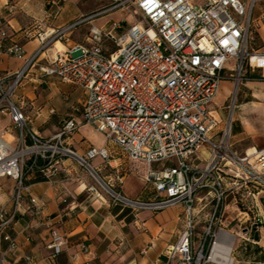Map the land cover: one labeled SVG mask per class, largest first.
I'll return each instance as SVG.
<instances>
[{
  "label": "built area",
  "instance_id": "1",
  "mask_svg": "<svg viewBox=\"0 0 264 264\" xmlns=\"http://www.w3.org/2000/svg\"><path fill=\"white\" fill-rule=\"evenodd\" d=\"M257 1L206 0L200 5L195 0H113L89 18L125 9L132 22L121 19L102 26L93 24L86 44L58 50L48 64L40 63L41 56L55 42L65 41L81 20L39 32L42 46L31 57H26L20 43L8 48L24 65L0 78V118L10 119L0 134V178L9 176L16 182L14 210L0 208V264L5 260L1 235L22 212L27 179L38 173L54 180L64 158L75 159L90 171L97 184L88 189L101 201L110 198L113 204L133 211L184 205L185 228L163 253L165 264L241 263L234 256L236 241L240 237L250 240L246 236L253 227L264 224L260 211L264 147L238 151L232 141L236 102L229 106L232 114L225 124L211 104L222 80L240 83L245 68L258 71L264 80V52L249 48ZM0 36L6 37L7 32L0 30ZM114 46L117 48L112 49ZM32 68L40 78L55 76L85 90L82 118L66 119L61 130L50 137L31 127V118L17 101L18 90ZM82 125L103 133L131 160L146 166L145 180L155 189L152 200L130 198L101 177L90 159L101 156L109 160L106 148L92 147L81 156L68 145L66 140ZM11 128L17 129L18 135L9 139ZM116 180L122 183L123 177L117 175ZM229 196L237 208L240 200L252 198L244 202L248 206L241 212L248 215L245 222H250L252 229L239 233L225 224ZM30 203L37 216L46 206L33 195ZM205 209H209L205 225L197 232V214ZM233 235L232 248L224 249L223 244H229ZM7 239L17 250V241L10 236ZM68 242L63 232L51 228L47 245L50 264H56ZM26 260L35 264L31 256Z\"/></svg>",
  "mask_w": 264,
  "mask_h": 264
},
{
  "label": "crops",
  "instance_id": "2",
  "mask_svg": "<svg viewBox=\"0 0 264 264\" xmlns=\"http://www.w3.org/2000/svg\"><path fill=\"white\" fill-rule=\"evenodd\" d=\"M107 2L110 0H0V30L7 32L6 37L0 36V78L24 65V60L11 55L8 48L20 43L26 57H31L42 46L39 32H50L81 20L65 41L55 42L44 52L41 64H48L49 57L61 47L86 44L91 25L102 26L111 21L97 23L110 13L89 18L106 7ZM85 97L83 88L55 76L40 78L38 70L32 68L29 78L18 90L17 101L31 118V127L40 135L50 137L61 130L66 119L82 118L80 108ZM248 103L239 107L245 110ZM261 119L264 129V113ZM8 125L9 117L0 118V134ZM12 135H18L17 129L11 128L9 139ZM66 141L81 156H86L92 147L106 148L109 160L101 156L90 159L101 177L130 198H154L155 189L145 180L146 166L131 160L103 133L90 125H82ZM253 147H264V139ZM117 175L123 177L122 183L116 180ZM15 184L9 176L0 178V208L10 212L15 208ZM92 184H95L93 176L72 158H64L61 172L52 181L38 173L27 179L28 193L22 212L1 235L4 264L14 261L27 264L28 256L35 264H50L47 245L51 228L59 229L69 240L56 264H165L162 255L177 242L186 221L184 205L161 211H133L113 204L110 198L107 202L96 199L88 189ZM30 195L46 204L38 216L30 203ZM7 236L17 241V250L11 248Z\"/></svg>",
  "mask_w": 264,
  "mask_h": 264
},
{
  "label": "rangeland",
  "instance_id": "3",
  "mask_svg": "<svg viewBox=\"0 0 264 264\" xmlns=\"http://www.w3.org/2000/svg\"><path fill=\"white\" fill-rule=\"evenodd\" d=\"M206 0H195L197 4H204ZM113 0L107 2V6L111 5ZM120 10V11H119ZM109 15H105L99 18L97 23L105 22L108 19L111 21H118L122 18L126 19L128 23L133 21L128 10L116 9ZM105 13V14H108ZM254 22L251 27L249 48L250 50H260L264 52V2H258L253 14ZM129 25V24H127ZM117 47H112L116 49ZM238 76V72L235 73ZM236 102L237 108L233 112V124H232V141L235 148L243 152L246 149L260 144V140L264 139V129L261 126V118L264 113V81L259 78V72H253L249 69L242 71L240 83H237L236 79L224 78L221 83L220 91L211 104V109H217L220 113L222 124L231 117L232 109L229 107L233 102ZM250 102V103H248ZM245 105L243 110L242 104ZM239 116V117H238ZM263 136V137H262ZM10 138V136H7ZM86 170H88L86 168ZM90 173V171L88 170ZM91 174V173H90ZM92 175V174H91ZM94 178V177H93ZM95 179V178H94ZM97 184V181L95 180ZM243 193V192H242ZM262 203L260 205V211L264 216V195H261ZM233 198L229 196L228 202L231 203L224 215V222L229 229L241 233L244 228L252 229L250 222H245L248 218L244 212L248 206L244 202H251L252 198L249 197L248 201H241L233 207ZM200 208L197 209L199 211ZM144 209H139L142 211ZM209 209H205L197 214V232L202 230L205 225ZM184 214V213H183ZM250 217L253 218L252 212ZM241 218V220H239ZM186 221L183 223L185 228ZM250 240H246L244 237L238 238L234 247V256L237 260H240L239 264H264V224H260L259 227H253L252 231L248 234Z\"/></svg>",
  "mask_w": 264,
  "mask_h": 264
},
{
  "label": "bare ground",
  "instance_id": "4",
  "mask_svg": "<svg viewBox=\"0 0 264 264\" xmlns=\"http://www.w3.org/2000/svg\"><path fill=\"white\" fill-rule=\"evenodd\" d=\"M64 49H65L64 47H61L59 50L62 51ZM229 240H230L229 244H226V243L223 244L224 249L230 250L232 248V244L236 240L235 235L231 236V238Z\"/></svg>",
  "mask_w": 264,
  "mask_h": 264
}]
</instances>
